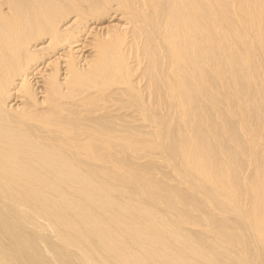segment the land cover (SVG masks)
I'll use <instances>...</instances> for the list:
<instances>
[{
	"label": "bare ground",
	"instance_id": "1",
	"mask_svg": "<svg viewBox=\"0 0 264 264\" xmlns=\"http://www.w3.org/2000/svg\"><path fill=\"white\" fill-rule=\"evenodd\" d=\"M0 264H264V0H0Z\"/></svg>",
	"mask_w": 264,
	"mask_h": 264
}]
</instances>
